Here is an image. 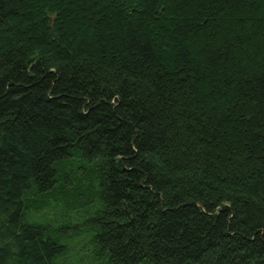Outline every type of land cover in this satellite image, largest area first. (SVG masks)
I'll list each match as a JSON object with an SVG mask.
<instances>
[{
	"label": "trees",
	"instance_id": "trees-1",
	"mask_svg": "<svg viewBox=\"0 0 264 264\" xmlns=\"http://www.w3.org/2000/svg\"><path fill=\"white\" fill-rule=\"evenodd\" d=\"M73 213L105 264H264V0H0V264Z\"/></svg>",
	"mask_w": 264,
	"mask_h": 264
},
{
	"label": "rangeland",
	"instance_id": "rangeland-1",
	"mask_svg": "<svg viewBox=\"0 0 264 264\" xmlns=\"http://www.w3.org/2000/svg\"><path fill=\"white\" fill-rule=\"evenodd\" d=\"M78 213H73L71 217H73L72 222L79 225L80 238L72 242L62 240L61 243L65 245L66 251L58 258L57 262L62 264H105L93 252L90 242L91 235L87 233L81 224L85 217L83 214L78 215ZM55 214L56 210L54 209L36 210L31 208L25 212L24 221L32 224L54 226L58 221V216H55Z\"/></svg>",
	"mask_w": 264,
	"mask_h": 264
}]
</instances>
